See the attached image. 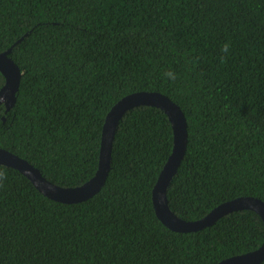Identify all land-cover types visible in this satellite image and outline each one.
I'll list each match as a JSON object with an SVG mask.
<instances>
[{
    "label": "trees",
    "instance_id": "obj_1",
    "mask_svg": "<svg viewBox=\"0 0 264 264\" xmlns=\"http://www.w3.org/2000/svg\"><path fill=\"white\" fill-rule=\"evenodd\" d=\"M12 46L22 77L14 107L0 106V148L48 181L91 180L110 110L158 92L187 121L171 211L196 221L238 197L264 202V0H0V53ZM173 146L162 110H129L104 187L77 204L2 166L0 264H218L257 250L264 222L250 210L191 233L158 219L152 192Z\"/></svg>",
    "mask_w": 264,
    "mask_h": 264
},
{
    "label": "water",
    "instance_id": "obj_2",
    "mask_svg": "<svg viewBox=\"0 0 264 264\" xmlns=\"http://www.w3.org/2000/svg\"><path fill=\"white\" fill-rule=\"evenodd\" d=\"M12 48L13 46L0 53V72L5 78V83L0 89V106L3 105L6 111L12 109L16 103L22 77L20 68L10 57ZM139 106L159 108L167 115L173 128V151L164 165L152 192L155 213L164 226L178 233L197 232L211 227L228 214L243 210L257 213L264 222V202L255 197H238L222 203L205 217L196 221H185L171 211L167 191L186 154L188 143L187 121L180 107L158 92L130 94L121 99L110 110L102 130L98 170L91 180L81 186L74 188L57 186L48 181L40 170L28 161L2 148H0V166L19 171L43 196L50 200L63 204H77L87 201L99 193L107 181L111 168L113 143L120 120L129 110ZM263 262L264 241L257 250L225 259L218 264H261Z\"/></svg>",
    "mask_w": 264,
    "mask_h": 264
},
{
    "label": "clouds",
    "instance_id": "obj_3",
    "mask_svg": "<svg viewBox=\"0 0 264 264\" xmlns=\"http://www.w3.org/2000/svg\"><path fill=\"white\" fill-rule=\"evenodd\" d=\"M222 55L220 57L221 62H226V57L227 54L230 52V43H225L221 49ZM165 77H167L168 79L175 81L176 74L172 71H168L165 74ZM7 180V172L5 171V169L0 166V187H3L4 182Z\"/></svg>",
    "mask_w": 264,
    "mask_h": 264
}]
</instances>
